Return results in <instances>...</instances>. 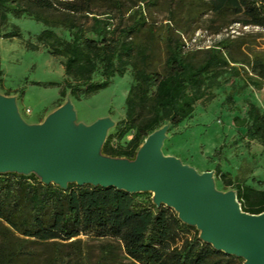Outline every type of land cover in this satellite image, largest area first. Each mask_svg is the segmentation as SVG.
<instances>
[{
    "label": "trees",
    "instance_id": "trees-1",
    "mask_svg": "<svg viewBox=\"0 0 264 264\" xmlns=\"http://www.w3.org/2000/svg\"><path fill=\"white\" fill-rule=\"evenodd\" d=\"M138 1L128 5L127 0H0V39L21 35L18 26L3 31L10 14L28 15L47 26L37 35V43L29 41L27 46L32 50L44 46L63 58L64 81L50 83L60 86L62 97L69 92L80 100L97 94L132 65L135 83L126 97V116L118 124L120 136L136 130L135 136L127 147L117 148L109 136L102 147L105 155L130 159L163 123L179 125L190 117L208 89L234 68L221 49L205 51L201 57L187 51L171 25L165 37L164 67L154 68L159 57L158 28L148 23L142 5L155 0ZM172 2L193 5L194 12L207 7L214 19L234 15L244 25L264 26V0ZM133 8L132 22L124 24ZM53 27L67 29L71 38H62ZM100 69L103 78L95 79ZM234 121L247 128L249 139L264 146V111L257 105L252 103L247 117L236 116ZM221 178L232 185L224 174ZM236 189L244 211L264 212V190L241 184ZM144 194L75 182L63 188L44 183L35 173L2 172L0 264H93L89 258L83 260L84 241H107L102 258L115 255L119 248L137 264L245 263L244 258L201 239L196 226L182 221L173 207L157 205ZM65 256L69 258L64 260Z\"/></svg>",
    "mask_w": 264,
    "mask_h": 264
},
{
    "label": "rangeland",
    "instance_id": "rangeland-1",
    "mask_svg": "<svg viewBox=\"0 0 264 264\" xmlns=\"http://www.w3.org/2000/svg\"><path fill=\"white\" fill-rule=\"evenodd\" d=\"M132 1L138 0H127V4ZM142 6L148 23L158 28L159 57L153 62L154 68L162 70L164 67L168 25L181 35L187 51L198 52L201 57L205 51L221 49L220 53L234 67L208 89V94L198 101L190 117L179 125L166 122L159 127L168 125L163 154L175 156L201 173L212 170L219 191H236L239 184L264 190V146L249 139L247 128L237 126L234 121L236 116L247 117L252 103L264 111V26L244 25L234 15L214 19L207 7H199L194 12L195 6H177L172 0H155ZM133 10L126 13L124 24L132 22L129 15ZM16 26L20 36L0 39L3 70L0 94L15 99L22 119L28 124H40L60 106L71 104L76 112V126L81 123L92 125L98 119L109 117L113 124L106 140L111 136L113 147H127L136 130L120 136L118 123L126 116V97L135 83L132 65L123 76H113L110 85L97 94L80 100L69 92L62 97L60 86L50 83L64 81L63 58L52 55L44 46L39 50L27 46L29 41L37 43V35L47 26L28 15L15 17L10 14L3 31H12ZM53 29L62 38H71L67 29ZM94 77L103 78L101 69ZM221 174L232 185H227ZM144 192L143 198H154L153 191ZM106 242L84 241L83 260L89 258L93 264H137L119 248L115 255L102 258ZM68 258L65 256L64 260Z\"/></svg>",
    "mask_w": 264,
    "mask_h": 264
},
{
    "label": "water",
    "instance_id": "water-1",
    "mask_svg": "<svg viewBox=\"0 0 264 264\" xmlns=\"http://www.w3.org/2000/svg\"><path fill=\"white\" fill-rule=\"evenodd\" d=\"M71 104L40 124L26 123L13 97L0 94V173H35L44 183L114 186L128 192H154V202L173 207L182 221L201 230L216 249L264 264V212L242 209L237 192L219 191L213 171L199 172L162 146L168 125L153 131L135 158L105 155L109 117L92 125L74 124Z\"/></svg>",
    "mask_w": 264,
    "mask_h": 264
}]
</instances>
